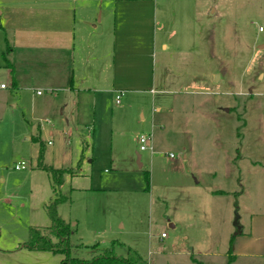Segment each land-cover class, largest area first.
Instances as JSON below:
<instances>
[{"label": "rangeland", "instance_id": "1", "mask_svg": "<svg viewBox=\"0 0 264 264\" xmlns=\"http://www.w3.org/2000/svg\"><path fill=\"white\" fill-rule=\"evenodd\" d=\"M148 1L156 17L131 30L114 0L92 3L77 69L91 91L0 93V264H61L26 248L31 227L50 226L49 169L66 171L58 214L81 258L97 245L148 264H231L233 236L264 203V0ZM115 44L134 84L123 92L94 77L98 65L112 75ZM141 135L154 143L142 160Z\"/></svg>", "mask_w": 264, "mask_h": 264}, {"label": "crops", "instance_id": "2", "mask_svg": "<svg viewBox=\"0 0 264 264\" xmlns=\"http://www.w3.org/2000/svg\"><path fill=\"white\" fill-rule=\"evenodd\" d=\"M97 1L99 0H0V83L6 84V80L11 83L6 89H0V93L8 92L9 96H13L14 93L37 89H51L55 92L58 89L68 94L91 91L92 85L86 86L89 81L87 73L81 70L78 75V66H83V63L90 60V55H86L83 50L87 47L88 30L93 29V15H89L94 10L92 3ZM114 1L117 27L120 24L128 30L133 29L132 19L144 13L156 17V3L152 1ZM79 27L84 31L81 32L84 33L81 44L78 43ZM166 46L162 44L163 48ZM114 47L112 75H104L102 66L98 65L94 68V77L97 85H101L106 79L112 80L108 91L123 92L126 89L122 87H132L134 84L127 83L120 76L121 64L117 62L119 53L116 51V44ZM135 50L136 47L132 44L129 52L133 55ZM129 70L132 71V68ZM39 93L37 92L38 96ZM136 154L142 160L141 153L138 151ZM245 192L247 190L244 186L239 194L244 195ZM258 201L250 215L249 227L234 235L231 240L228 251L231 264H264V203L263 199Z\"/></svg>", "mask_w": 264, "mask_h": 264}, {"label": "trees", "instance_id": "3", "mask_svg": "<svg viewBox=\"0 0 264 264\" xmlns=\"http://www.w3.org/2000/svg\"><path fill=\"white\" fill-rule=\"evenodd\" d=\"M41 157H43L42 153ZM48 171L54 194L47 206L50 226L46 228L31 227L26 248L63 255L61 264H148L137 251L131 249L128 256H121L116 254L112 246L99 248L95 245L90 248V259L81 258L78 253L79 246L72 245L70 242L71 227L58 214V207L68 201V196L60 192L66 171L58 169H49Z\"/></svg>", "mask_w": 264, "mask_h": 264}, {"label": "built area", "instance_id": "4", "mask_svg": "<svg viewBox=\"0 0 264 264\" xmlns=\"http://www.w3.org/2000/svg\"><path fill=\"white\" fill-rule=\"evenodd\" d=\"M260 31H262V28L260 27ZM7 85L0 83V89H6ZM40 94V93H39ZM120 97L117 96V103H119ZM137 144H138V149L139 153L141 152H148L151 151L153 153L154 151V143H153V137L152 135H141L137 139ZM173 157V155H170ZM27 164L25 162H21L15 166L16 170H26L27 169ZM166 234H162V238H165Z\"/></svg>", "mask_w": 264, "mask_h": 264}, {"label": "water", "instance_id": "5", "mask_svg": "<svg viewBox=\"0 0 264 264\" xmlns=\"http://www.w3.org/2000/svg\"><path fill=\"white\" fill-rule=\"evenodd\" d=\"M218 76V75H217ZM216 79H217V77H216ZM138 157L140 158V155H138Z\"/></svg>", "mask_w": 264, "mask_h": 264}]
</instances>
